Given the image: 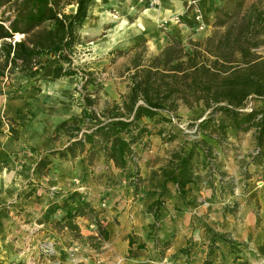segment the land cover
Masks as SVG:
<instances>
[{"label":"crops","instance_id":"crops-1","mask_svg":"<svg viewBox=\"0 0 264 264\" xmlns=\"http://www.w3.org/2000/svg\"><path fill=\"white\" fill-rule=\"evenodd\" d=\"M200 1L208 32L196 31L195 22L191 14L185 11L182 0H160L159 6L150 15L152 21L169 19L171 14L180 11L182 14L180 24L163 25L164 28L161 29L154 28L155 25L152 22L150 32L147 33L145 30L148 24L140 29L133 25L134 22L140 26L145 25L146 21L143 17H140V20L137 18L131 20L128 17V24L125 26L126 35L124 33V37L118 36L108 40H113L116 45L128 47L137 46L142 41L152 42L156 49L160 50L169 41L168 32L183 42L190 37L206 35L211 31V15L215 3L212 0ZM47 65L44 68L47 69L46 77L54 79L51 76L53 62ZM70 77L72 76H64L56 83H50L49 88H45L42 95L34 89L18 92L8 98L0 94V206L20 193L30 176L38 174L37 171L34 172L35 165L42 155L49 156L51 161L46 172L38 174L35 178L41 184L40 188H34L33 191L38 189L39 191L33 192V195L28 196L24 201L27 202L26 210L29 213L27 217L33 221L29 225L25 224L26 227L35 231L34 237H45L49 245L53 247L54 253L52 256L46 254L38 258L34 257L31 264H54L55 262L59 264H78L79 262L83 264H99V262L103 264H203L207 259H211V264H234L236 261L248 258L247 250L255 251L257 255L263 257L264 225L260 227L256 224L254 213L259 211L258 214L264 220V187L255 191V187L250 183L251 178H246L239 172L234 173L235 178L229 190L225 185L223 186L222 181L218 182L216 179L214 184L217 187L214 190L205 179L189 184L186 195L182 196L190 200L187 207L181 204L179 198L181 196L177 193L175 185L168 183L164 196L167 197V201L165 208L160 209L161 226L156 233L161 241L166 240V245L161 248L155 247L154 240H148L147 244H143L151 230L150 225L155 222L147 206L159 197V190L150 187L152 183L148 180L149 170L162 165V162H156V160L150 163L148 161V164L146 162L147 158H162L164 150L163 144L161 148L156 147L154 135H151V141L154 143L151 150H143V144L139 143L132 146L137 155L136 165L143 179L138 186L139 190L132 193V189L122 187L125 185H122L120 181L117 185L120 187L115 188L121 192L114 190L111 186V194L105 200L104 211L99 213L101 218L106 219L103 222L105 225L103 228L108 231L107 240L100 238L98 230L94 224L88 222L86 215L77 216L73 220L82 235L81 239L74 238V232L66 227L55 225L54 223L65 213L60 203L65 198L66 192L72 193L75 189L71 182L78 176L75 156L61 158L48 153L51 149L63 148L73 140L67 129H58L63 121L79 114L77 106L69 103ZM5 117L16 122L20 121L19 118H26L25 124L22 120L17 126L14 137H11V132L7 131ZM83 155L84 153L81 154ZM109 166L115 172L120 169L111 161ZM133 167L135 164L129 162L125 171H121L122 174L130 175ZM46 186L56 191L47 192L44 189ZM80 198L97 209L102 206L99 199L89 196ZM53 200L60 205V208L50 216L48 221L36 222L41 219L45 209ZM233 205H236V211L231 212ZM177 206L182 209L176 211ZM12 210L8 206L0 207V264H11V262L30 264L28 257H20L21 254H28L24 250L19 254L14 252L15 244L10 239L15 228L13 218H17L18 221L22 215L14 216ZM113 217L120 222L115 227L109 223V219ZM206 225H213L215 231L209 232ZM82 239H89L93 244L90 246V243L86 242L84 253L77 251L78 242ZM129 240L133 243H129ZM139 243L143 244L141 248L138 247ZM249 263L257 264L256 261L251 260Z\"/></svg>","mask_w":264,"mask_h":264},{"label":"trees","instance_id":"trees-1","mask_svg":"<svg viewBox=\"0 0 264 264\" xmlns=\"http://www.w3.org/2000/svg\"><path fill=\"white\" fill-rule=\"evenodd\" d=\"M92 1L67 0L65 3H73L75 9L64 12L62 0H0V84L14 70L38 79L51 62L54 79L81 73L73 65L72 54L80 44V29ZM243 5L244 0H223L214 15L216 29L210 35L183 42L168 32L169 42L157 53L146 57L143 49H137L127 68L129 85L121 102L101 114L91 110L85 116L90 123L85 130L80 126L83 117L73 116L63 121L58 129H67L73 140L50 153L74 158L77 152L85 150L89 159L101 154L115 167L124 169L132 162V145L144 131L139 123L143 117L153 118L158 111L174 112L178 101L200 106L202 114L207 112L196 125L200 138L182 142L167 164L151 173L152 179H158L159 197L147 206L155 219L150 228H155L160 218L168 183L175 185L183 206L190 204V200L182 196L186 195L187 186L196 181L192 168L194 156L200 153L209 160L212 152L213 139L205 131L209 122L218 120L222 133L226 132V127L255 128L258 146L252 160L256 157L263 160L264 55L260 47L264 44V3L263 6L252 3L246 9ZM15 33L23 36L14 40ZM81 77L86 86L90 79L85 73H81ZM82 98L84 105L91 109L90 94H83ZM251 98L261 100V105L248 106ZM50 162L48 157H41L35 171L42 172ZM30 192L26 195L30 196ZM60 204L65 213L54 224L66 227L74 232V238L81 239L73 220L86 215V210L92 211V207L72 193ZM58 208L57 202L51 203L39 222L48 221ZM175 209L180 210L178 206ZM98 234L108 239L105 228L99 226ZM142 246L138 244L139 248ZM203 264H211V259ZM234 264L250 263L241 260Z\"/></svg>","mask_w":264,"mask_h":264},{"label":"rangeland","instance_id":"rangeland-1","mask_svg":"<svg viewBox=\"0 0 264 264\" xmlns=\"http://www.w3.org/2000/svg\"><path fill=\"white\" fill-rule=\"evenodd\" d=\"M62 1L64 12H70L75 9V5L73 3L66 4L65 2L67 0ZM182 1L184 6H186L187 0ZM212 1L215 3V8L212 10L213 12L211 15V31L203 36L210 35L215 31L216 28L213 22L214 15L219 5L223 3V0ZM159 3L160 0H93L91 2L89 7L90 12L88 13L86 19L87 23L82 25L80 29V44L75 47L72 54L73 65L78 67V70L81 73H85L88 76V79H90V82L86 83V86H84V78L81 77V73L73 75L69 80L71 87L69 103L77 106L79 114L76 115V117H83L84 122L80 124L82 130H85V128L90 126V123L87 122L85 116L89 115L91 110L94 109L97 114H101L108 111L114 103L121 102V96L126 94L128 90V75L130 72L127 71V68L131 65V60L135 51L137 49H143L146 57L159 51L152 44V42L148 43L142 41V43L137 46L128 47L125 45H116V42H113V40L109 41L108 39H115L118 36L124 37V33L126 35L125 26L128 24V17H130L131 20L133 18L139 19L140 17H143L146 21L145 25H137L134 21L133 25L140 29L144 28L148 24L145 31L149 33L150 27L152 26L151 23L153 22L150 15L154 13L155 8L159 6ZM252 3H259L260 6H263L264 0H244L243 9H246ZM143 13L146 14L143 16ZM180 13L181 12L179 11L171 14L169 19L162 18L153 22L155 25L154 28L163 29V25H174L172 17ZM161 22H163V25H160ZM205 30L208 32L207 28L196 31L203 33ZM203 36L201 35L195 38H190L197 39ZM188 39L184 42H187ZM260 50H262L264 55V44L260 47ZM47 67H49V65H47ZM46 76H48L47 69H44L41 72L38 79H36V76L34 78H30L26 75H21L17 70H14L9 73L7 77L1 80L0 94L3 95L4 98H8V96H14L18 92L34 89L35 91L41 92L40 95H42L43 90H45V88H49L50 83L53 84L60 80L47 78ZM83 94H90L93 99L91 109L84 105L82 98ZM247 103L248 106L252 105L258 107L261 105V100L251 98ZM201 111L200 106H196L194 104L189 106L181 101H178V107L174 112L167 113L166 111H158L153 118L143 117L139 123L144 131H142L143 133L139 136L136 143L143 144V150H151L154 145L153 141H151V135H154L153 137L157 142L155 144L156 147L161 148V145H164L162 158H147L148 160L146 163L148 164V161L150 163L153 160H156V162H162L161 166H163L167 164L172 153L181 146L182 142L186 140L199 139L200 134L196 132V125L204 118V116H206L207 113L202 114ZM201 114L202 116H200ZM19 119L20 121L16 122L6 117L4 118V122L7 125V131L9 133L11 132V137L15 136L17 126L21 124L22 120L23 124L26 123L25 117ZM224 123H227V121H224ZM207 126L208 127L205 131L213 139L211 140L212 152L208 156L209 160H205L203 155L200 153H196L194 156L192 168L194 176L196 177L195 182L197 183L205 179L209 183L210 188L214 190V188L217 187L214 184V180L216 179L218 182L222 181L224 183L223 186L225 185L226 189L229 190L235 178L234 173L239 172L244 177L251 178L250 183L255 187V191L264 187V185L262 187L258 186V183L264 180V159L262 160L261 157H256L252 160V156L256 154L258 146L255 128L251 127L246 130H233L230 127H226V132L222 133L218 127V120L215 122H209ZM87 146L88 145L85 146V149H87ZM52 150L54 149L49 150L50 155H53L50 153ZM83 153L84 155L81 156ZM83 153L77 152L75 155V168L77 169L78 176L74 179H78L80 183L75 185L73 182L74 179L72 180L71 183L75 186V189L72 190V194L79 199H81L80 197L89 196L100 200V203H102L101 208L97 209L91 206L93 209L92 211L86 210L88 222L94 224L98 230L99 226L101 228L105 227L103 222L106 221V219L101 218L99 213L104 211L105 206L103 203H106L105 200L111 194V186L114 190H116L115 187L120 181L122 182V185H125L122 187H126L128 190L132 189V193H135L139 190L138 186L143 179L139 174V167L136 165L137 155L135 152L131 159L135 164V167H133L130 175L126 176H124L121 172L125 168L118 169L119 171L115 172V170L109 166V161L101 154H97L89 159L87 158L86 152L84 151ZM45 157L49 158V156ZM251 165H255L256 167L254 168V166ZM159 167L150 169L148 175V180H151L152 183L150 187L158 190L159 188L156 187L158 186V179H152L151 173L153 171H158ZM34 172L36 173V171ZM45 172L46 169H43L42 172L37 173L41 175ZM38 174L33 175L34 178L30 176L24 184L25 188H23L20 193L13 197V199H11L8 203L0 206H8L9 208H12L14 216L22 215L18 221L17 218H13L15 228L14 234L10 237V239L15 244L14 252H18L19 254V252L21 253V251L24 250L28 253V256L26 254H21L20 257H28L27 259L31 261L30 264L32 263L34 257L38 258L41 255H46V252L42 249L48 243L45 237H34L35 231L27 228L25 225H29V223H33V221L29 220L27 217L29 213L26 210L27 202L24 201V199L28 198L26 194L29 191H31V195H33V192L37 193L39 191V189L33 191L34 188H40L39 185L41 182L35 180V178L38 177ZM145 178H147V176ZM117 187L119 188L120 185ZM44 189L47 192L56 191L48 188L47 186L44 187ZM222 189L224 188L222 187ZM116 191L121 192L120 190ZM69 193L70 192H66L64 197L66 198ZM65 198H63V200ZM166 201L167 199L160 207L161 210L165 208ZM179 209L181 210L182 207H179ZM233 211H236V205H233L231 208V212ZM258 212L259 211H256L254 213L255 222L257 225L262 227L264 225V220ZM160 219L161 218H159V220ZM159 220L155 228H150L151 230L149 231L145 241L142 240L144 245L147 244L148 240H154L153 244L155 247L159 246L161 248L162 246H165L166 240L163 239V241H161V238L156 236V233L161 226ZM36 222H39V219ZM109 223L113 225L112 227H115V225L120 222L117 218L113 217L109 219ZM206 226H208L207 228H209V232L213 233V231H215L213 225ZM86 242H89L90 246L93 245L89 239H82L78 242L79 248L77 251L82 253L86 252L84 250ZM246 252L248 258L244 259L245 261L249 262V260H251L254 262L256 261L257 264H264V255L261 257L252 250H247ZM11 264L18 263L11 262ZM78 264H83V262H79ZM99 264L103 263L99 262Z\"/></svg>","mask_w":264,"mask_h":264},{"label":"built area","instance_id":"built-area-1","mask_svg":"<svg viewBox=\"0 0 264 264\" xmlns=\"http://www.w3.org/2000/svg\"><path fill=\"white\" fill-rule=\"evenodd\" d=\"M220 1V0H217ZM185 11L190 13L194 22H195V27L196 30H204L206 28V22L204 20V14H203V10H202V5H201V1L200 0H187L186 2V6H185ZM182 14H178V15H174L172 17V21L174 24H180L182 21ZM160 25H163V22H161ZM7 77V76H5ZM4 77V78H5ZM257 152V150H256ZM74 184H79L80 181L78 179H74L73 180ZM264 184V180H262L260 183H258V186L262 187V185ZM104 205V203H103ZM44 252H46L47 255L51 256L54 253V249L51 245H49L47 243V245L44 246V248L42 249ZM54 264H59L58 262H55ZM169 264V263H166Z\"/></svg>","mask_w":264,"mask_h":264},{"label":"water","instance_id":"water-1","mask_svg":"<svg viewBox=\"0 0 264 264\" xmlns=\"http://www.w3.org/2000/svg\"><path fill=\"white\" fill-rule=\"evenodd\" d=\"M16 34L20 35V37L18 39L16 38ZM22 36H23L22 34L15 33L13 37H14V40H19Z\"/></svg>","mask_w":264,"mask_h":264},{"label":"bare ground","instance_id":"bare-ground-1","mask_svg":"<svg viewBox=\"0 0 264 264\" xmlns=\"http://www.w3.org/2000/svg\"><path fill=\"white\" fill-rule=\"evenodd\" d=\"M150 1H152V0H150ZM146 11V10H145ZM144 14V13H143ZM144 16V15H143ZM140 20V19H139ZM87 22H86V20L83 22V25H85ZM20 37V35H18V34H16V38L18 39Z\"/></svg>","mask_w":264,"mask_h":264}]
</instances>
